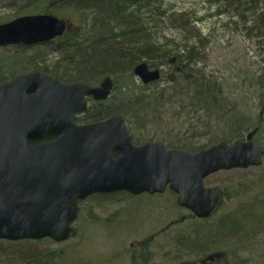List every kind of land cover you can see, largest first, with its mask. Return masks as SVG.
<instances>
[{"label": "rangeland", "instance_id": "374dc122", "mask_svg": "<svg viewBox=\"0 0 264 264\" xmlns=\"http://www.w3.org/2000/svg\"><path fill=\"white\" fill-rule=\"evenodd\" d=\"M162 2L169 19L174 17V21L168 20L160 32L159 29H150L142 22L138 26L140 36L143 38L144 32L149 31L154 32V38L162 35L157 40H160L159 44L163 42L165 46L162 47L171 53L184 41L195 44L196 49L200 51V61L196 64L195 74L198 78L205 75L207 80L210 76L211 82L216 81L214 87L221 90L220 94L226 103L220 110L223 108V111H227L230 118H227L225 124L223 121L219 122L214 113L206 117L204 112H199L196 106L199 104L179 95L178 92L186 86L187 81L180 79L181 83L174 85L175 89H172L169 80L174 71L172 67L164 68L162 79L151 84L147 90L138 88L142 82L133 74V68L139 64L137 62L133 65L138 59L136 57L132 58L133 61L125 60L124 68L113 65L110 71L102 72L103 75L109 73L107 76L113 78L116 84L108 100L111 116L120 109L127 114L126 118L132 123L137 144L165 139L181 144L192 142L197 147L207 148L211 146L209 144L212 141L221 140L225 134L241 132L246 137L249 132L247 125L258 123L260 114L264 112V88L259 83L264 65L263 39H256L250 34L246 27L249 22L244 23L239 17L225 12L212 0ZM31 4L29 0H0V21L22 13H33ZM37 7L41 8L42 13H51L66 19L72 27L60 37L58 43L42 45L43 52L58 46L57 53H50L44 65L51 71L56 70L61 76L70 77L71 69L81 68L75 63L79 56L71 54V51L61 50L63 44L75 39L76 34L91 36L92 33L93 38L102 36L95 29L96 14L90 13V16H87L88 12H74L64 4L61 5L60 0H40ZM185 16L190 20L184 22L181 17ZM114 25L117 26L116 23H111L110 35H117L119 31L118 27L113 28ZM193 25L195 29L192 28ZM196 32H199L201 37L197 38ZM9 50L15 52L14 48ZM0 52H3V49L0 48ZM33 52L38 53V50L34 49ZM26 65V62L22 63L21 68H26ZM17 69L7 63L3 67L0 66V74L5 79ZM120 73L132 74L135 83L130 84V89L122 88L125 81L122 77H117ZM159 93H162L163 98L158 96ZM217 96L220 103L222 97L219 94ZM143 100L144 103L140 105ZM148 100L152 102L151 105H148ZM157 108L163 112L160 116L155 113ZM214 110L216 111V108ZM233 116L241 117V120L234 123L235 120L231 118ZM208 124L211 127H208ZM238 126L239 130L236 128ZM216 137L218 138L215 139ZM254 141L264 146V122L254 136ZM207 186L221 188L225 200L219 213L208 220L205 226L202 225L203 222L191 218L190 212L178 204L177 196L169 190L157 195H132L125 192L94 195L82 204L81 212L74 223L75 237L64 242L51 239V242L43 244L39 249L64 250L79 264H138L134 263L133 257L137 255L140 245H144L151 264H179L186 261L189 264H264V221L261 215L260 218H254L255 224L248 222L251 227L245 228L242 233L223 236L220 229L229 232L228 228L233 219L241 216L251 218L253 211L247 213L248 205L251 202L255 204L256 201H253L256 198H264V159L260 166L218 171L208 177ZM254 209H259V205L256 204ZM222 214L229 216L222 218L216 225V220ZM205 228L215 235H220L214 240L215 244H211L210 249L199 255L183 248L184 242L179 240L183 241L188 236L194 239L196 235L203 238L206 235ZM0 243L7 245L5 241ZM211 254H220V258L201 263L202 259L206 260ZM12 256L8 253L0 254V264H11ZM43 256L47 258L46 255ZM59 260L58 257H48L46 262L57 264ZM60 262L69 263L66 260Z\"/></svg>", "mask_w": 264, "mask_h": 264}, {"label": "water", "instance_id": "95a60500", "mask_svg": "<svg viewBox=\"0 0 264 264\" xmlns=\"http://www.w3.org/2000/svg\"><path fill=\"white\" fill-rule=\"evenodd\" d=\"M67 20L53 14L18 16L0 24V47L47 44L64 34ZM142 83L160 80L161 71L146 62L134 68ZM19 86L37 87L46 104L43 135L53 142L28 148L24 141L0 136V239L64 242L76 234L74 223L81 201L95 194H177L178 204L198 218H209L223 201L221 188L206 187L205 179L220 170L260 166L264 146L254 142L260 126L245 139L222 140L198 152L169 148L167 140L135 144L126 119L120 115L79 125L72 117L112 93L113 79L98 87L83 82L65 84L39 70L0 84V100ZM5 105L0 104V110ZM7 108V107H6ZM0 113V131L9 127ZM48 115V116H47ZM39 129L37 130V132Z\"/></svg>", "mask_w": 264, "mask_h": 264}, {"label": "trees", "instance_id": "16d2710c", "mask_svg": "<svg viewBox=\"0 0 264 264\" xmlns=\"http://www.w3.org/2000/svg\"><path fill=\"white\" fill-rule=\"evenodd\" d=\"M29 1L32 3L30 9L32 8L33 10H31V12L42 13V11H40L41 8L37 7V3L40 0H29ZM212 1L220 9L223 10L225 9L224 10L225 12L230 14L228 10L230 9L233 13L239 15L240 19L244 23L249 22L250 24L246 25V27L249 30L250 34L256 39L258 37H261V40L263 39L264 9L260 11L259 5L261 3L260 2L261 0H237V1L212 0ZM60 4L61 5L64 4V6L69 7L74 12L76 11L82 13L88 12L87 16H90V13L96 14L95 29L98 30L100 34H102V36L98 38L96 37L93 38L92 33L91 36L76 34L75 39H70L69 41H66L65 44H63L61 50L71 51V54L73 55L75 54V56L77 57L79 56V59H77V62L75 63L81 66V68L79 67L78 69L75 70L71 69L72 70V71L70 70L71 76L65 77L66 79L68 78L83 79L85 77H90L98 73V72H94L95 70L105 69L107 67H112L113 65H117L119 67L124 68L126 62L125 60L133 61L132 58L134 57L138 59L134 61L133 65L137 64V62L138 63L146 62L149 65V67L156 68L157 65L167 64L169 67L174 68L175 71L174 72L172 70L173 75H170L169 77V80L173 85L172 89H175L174 85H177L176 84L177 81L181 82L182 79L187 81L186 86L180 92H178V94L182 95L185 99L194 100L195 101L194 104H199L196 105L199 108V112L201 111L204 112L206 117H209L211 114L214 113L217 115V117L216 116L214 117L217 118L219 122L223 121L226 124L227 118H230V116H228L227 111H223V108L222 111L220 110L222 105L223 104L226 105V103L224 102L225 100L224 97H222V95L220 94L221 90L219 88L216 89L214 87L216 81L211 82L210 76H208L209 80H207L205 75H202L198 78L195 74L197 72L196 64L200 61V51L196 49L195 44H190L187 41H184L185 43L183 42L182 44H180V47L176 49V51H173V53H171V51H167L166 48H163L165 46V44H162L163 42H160L159 44L160 40L157 39L158 38L160 39L162 35L161 37L154 38L152 37V35H154L153 34L154 32L152 33L149 31V33L144 32L142 38L139 34V31L136 30V28L143 22L145 23V26L150 27V29L152 28L159 29L160 32L161 29H163L166 26L168 20L172 19V21H174V17L169 19V14L165 9V6H163L162 0H60ZM226 8H228L227 11ZM19 15H24V14L22 13ZM19 15L13 16L12 18L17 17ZM12 18L6 20L2 19L0 23L8 21ZM181 18L184 22L186 20H190V18H188L187 16ZM111 23H116L117 26L114 25L113 26L114 29L116 27L119 28L117 35H115L114 33L110 35L112 31L110 27ZM169 24H171V21L169 22ZM192 28L195 29L196 27L193 25ZM186 29H190V28H186ZM200 35L201 34L199 32H196L195 34L197 38L201 37ZM110 39L113 41L111 42ZM186 39L187 38H185V40ZM42 45L45 44H39V45L27 46V47H25L24 45L1 47V49H3V52H0V66L3 67V65H6L8 63V65H10L12 68L16 66L18 69H27L29 67V68H40L50 71L48 69V66L44 65V63H46V57L50 55V53L54 54L58 50V46L55 45L53 48L51 49L48 48V50L43 52ZM12 48L15 49V52H10L11 50L9 49ZM34 49L38 50V53L33 52ZM25 62L27 63L26 68H21L22 63ZM199 71L201 72V70ZM107 75H109V73L105 74V76ZM117 77H122L125 81L122 84V88L130 89L131 88L130 84L132 85L135 83L134 79L132 78V74L130 73L129 74L120 73L117 75ZM7 78L8 76H6L5 79ZM5 79L0 74V81ZM159 81L150 84L142 83L141 86L138 85V88L140 89L142 88V90L145 91L151 87V84L158 83ZM259 83L264 88V65L262 69V74L259 77ZM114 86H116L115 81H114ZM217 94H219L220 97H222L220 99L221 100L220 103ZM163 102L166 103L165 101ZM143 103L144 100L140 103V105H142ZM151 104L152 102L148 100V105ZM263 106H264V94H263ZM213 107L214 109L216 108V111L213 109ZM159 108L155 110V113L156 115L160 116L161 115L160 113L163 114V112H160ZM216 112H218L221 115H218ZM113 114L123 116L127 120L131 129V133L135 138L136 134L132 126V123L129 119L126 118L127 114L124 111H121V109L120 111L117 110L115 113H112V115ZM105 116L106 117L111 116L110 112L107 113ZM231 118L235 120L234 123H238L241 120V117L238 118L236 116H233ZM260 121L262 125L264 122V118L263 115L261 114L258 119V123L247 125L248 130L256 128L259 125ZM208 127L211 126L209 125ZM236 128H238V130L240 129L239 126ZM217 138L218 137H216L215 139ZM243 138L244 135H242L241 132H238L235 134H225V136L222 137L221 140L227 139L229 141H233V140H241ZM216 142L218 141H212V143L209 145H212ZM169 145L172 148L183 149L189 152H198L203 148H206L204 146L197 147L192 142L182 143V144L169 142ZM206 183H207V179H206ZM255 201H256L255 204H252L251 202L248 205L247 213L252 210L253 211L252 217L243 218L241 216L238 217L237 219H233L232 225L228 228L229 232H226L222 228H220L221 231H223L224 234V235L222 234L223 236L225 235L233 236V233L239 234L244 232L245 228L251 227V224H249L251 223V221L253 224H255L256 220H254V218L258 217L259 215L262 216L261 219H263L264 221V198L263 199L256 198L253 202ZM256 204L259 205V209H254ZM239 207L241 208V206ZM231 214H235V213H231ZM190 216L191 218L203 222L202 224L203 226L207 225L208 220L214 218L213 216L209 219H199L195 217L191 212H190ZM226 216L229 215L222 214L216 220V225L222 218ZM258 218H260V216ZM204 230L206 231V235L203 238L198 237V235H196L194 239L188 236V238H186L183 241L179 240L180 242H184L183 248L187 249L188 251L192 250L193 253H198L199 255H203L206 250L210 249L211 244H215L214 240L220 236L213 234V232L210 231L209 229L205 228ZM0 241L7 242V245L0 243V254L8 253L11 256L14 255L10 260L11 264H16V262L17 264H48L46 262L48 257L60 258L57 264H62L60 262L62 260L69 261V263L67 264H79V263H75V261L72 258L73 256H70L69 253H65L64 250L49 251L48 248L44 250L39 249V247L42 246L43 244H47L51 242V239L49 238H44L40 240H31V241L28 240L7 241L0 239ZM140 246L141 248L137 251V255H134L133 257L134 263L151 264L148 254L144 248V245H140ZM43 255H46L47 258H45ZM216 258H220V254H211L207 257L206 260L202 259L201 263H206L207 261L209 260L212 261ZM233 261H235V259H233ZM196 263L197 262L192 264H196ZM233 263L235 264V262H230V264ZM179 264H189V262L188 261L184 263L179 262Z\"/></svg>", "mask_w": 264, "mask_h": 264}, {"label": "flooded vegetation", "instance_id": "af4514ba", "mask_svg": "<svg viewBox=\"0 0 264 264\" xmlns=\"http://www.w3.org/2000/svg\"><path fill=\"white\" fill-rule=\"evenodd\" d=\"M71 28L72 27L68 26L65 33ZM77 28L78 27H76V30ZM59 39L60 37L56 38L48 44L54 45L58 43ZM32 70H39L44 74L50 75L51 77H56L65 84L83 82L91 87L100 86L101 82L106 77L105 74L103 75L102 73H96L93 76L85 77L83 79H66L64 76H61L59 72L51 70L47 71L40 68H27L14 70L11 76H9L5 80H1L0 84L11 81L14 77L29 73ZM33 88L36 89L37 87H16L11 92L9 91L6 95L4 94V101L0 100V104L5 105V108L0 110V113L6 114L4 120L9 124L8 128L2 127L6 130L0 131V136H3V138H7L9 140L11 139L15 141H24L28 148L50 143L58 139V135L41 134L43 130L42 124L47 114V106L44 101L33 99L34 97H36L35 95L37 92L36 90L32 91ZM110 97L111 96L103 100H96L93 95H86L85 98L87 101L91 102V106L73 115V122L79 125H84L96 121L105 120L107 118L105 115L110 112V104L108 102V100H110ZM45 122H47V118ZM38 129L39 131L37 132Z\"/></svg>", "mask_w": 264, "mask_h": 264}, {"label": "bare ground", "instance_id": "6f19581e", "mask_svg": "<svg viewBox=\"0 0 264 264\" xmlns=\"http://www.w3.org/2000/svg\"><path fill=\"white\" fill-rule=\"evenodd\" d=\"M235 1H237V0H235ZM260 2H261V3H260L259 6H260V11H261V10L264 9V0H261ZM227 9H228V8H226V11H227ZM224 10H225V9H224ZM228 10H229L230 14L239 17V15H236V14L233 13L230 9H228ZM262 12H263V11H262ZM263 13H264V12H263ZM239 18H240V17H239ZM136 30H140V27H137ZM263 41H264V38H263ZM166 67H169V66H168L167 64H160V65H157V66H156V68L159 69V70L161 71V73L163 72L164 68H166ZM110 68H112V67H107V68H105V69H98V70H95L94 72H98L97 74L102 73V72H108V71H110ZM179 83H181V82H180V81H177L176 84H179ZM171 88H173V85H172V84H171ZM158 96H159L160 98H163L162 93H159Z\"/></svg>", "mask_w": 264, "mask_h": 264}]
</instances>
